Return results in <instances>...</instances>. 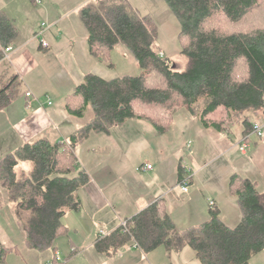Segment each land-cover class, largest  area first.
Returning <instances> with one entry per match:
<instances>
[{
  "label": "trees",
  "instance_id": "16d2710c",
  "mask_svg": "<svg viewBox=\"0 0 264 264\" xmlns=\"http://www.w3.org/2000/svg\"><path fill=\"white\" fill-rule=\"evenodd\" d=\"M163 1L180 24V53L186 57L182 69L155 49L154 19L129 11L126 0H94L79 9L89 53L108 59L109 52L122 43L141 71L110 79L86 74L67 95L65 109L81 116L90 106L93 118L69 136L68 144L38 138L0 157V186L26 212L21 224L27 247L51 248L63 232L64 213L78 209L76 193L89 178L83 169L71 175L77 167L73 148L92 131L108 133L111 126L137 117L163 133L179 107L217 131L228 130L245 112L264 116V0ZM15 36L11 19L0 14V58ZM16 79L13 76L0 88V109L22 94ZM242 123L245 134L252 124L249 115L242 117ZM20 160L31 161L32 167L18 177ZM228 189L241 212L235 226L225 224L218 207L212 206L206 220L179 230L157 200L129 218L126 228L98 237L95 248L108 252L136 243L145 251L159 246L178 251L187 245L202 264H251L252 255L264 250V192L237 174ZM1 200L0 194V204ZM11 248L0 242V264Z\"/></svg>",
  "mask_w": 264,
  "mask_h": 264
},
{
  "label": "crops",
  "instance_id": "0c3cea01",
  "mask_svg": "<svg viewBox=\"0 0 264 264\" xmlns=\"http://www.w3.org/2000/svg\"><path fill=\"white\" fill-rule=\"evenodd\" d=\"M91 1L94 0H41L40 3H34L31 0H0V14H6L16 30L15 38L7 45L11 46V49L7 52L2 49L0 88L16 76V82L22 85L20 96H23V99H17L20 97L18 96L8 106L0 109V115L3 117L0 132L8 133L5 134V139L0 142V145L12 148L9 151L24 142H31L38 138H47L51 142L63 141L64 144H68L69 136L81 127L76 126L65 135L60 134L59 126L52 118L57 116L58 112L52 107L51 95L58 94L60 98L64 96L62 104L65 108L67 95L71 94L77 84L83 81L86 74L95 73L92 68L96 63L94 58L97 59V57L89 53L87 30L79 16V9ZM126 1L132 12L141 16L151 14L146 8L147 5L143 3L146 2L145 0H140L141 5L147 9L148 13L145 14H140L130 1ZM165 5L159 3V9L153 14L160 23L170 20L173 15ZM71 16L73 17L70 18ZM45 20L48 22L47 26L43 23ZM39 21L41 23L37 27ZM39 37L40 40H38ZM41 39H44L46 46L41 45ZM120 44L109 52L107 60L110 59L111 52ZM161 52L164 53L162 50ZM176 54L177 52L173 51L171 56ZM32 72L33 77H31ZM54 78L59 81L53 84ZM42 79L45 81L41 82ZM40 82L43 83L42 88L39 87ZM28 91L32 94L31 96L25 95ZM29 101H31L30 104ZM180 108L186 109L190 115L197 117L186 107H179L173 112L171 125ZM244 115L257 118L245 112L235 121L242 123ZM261 117L264 116L261 115ZM171 125L163 133H159L153 125L152 127L159 135H165L172 131ZM231 125L228 130L218 132L233 131ZM113 126L108 133H105L106 135H111ZM209 128L212 127H205V129ZM52 129L61 137L49 138ZM243 131L244 126L241 134ZM52 136L55 137L53 134ZM89 136L90 133L85 139ZM162 141L163 139L159 138L155 143L161 146ZM246 152L247 149L242 153ZM164 155L165 153L160 151L156 160L132 162L130 165L127 162H114L110 167H100L99 171L95 169L98 162H86L83 170L89 180L76 193L79 198V207L64 213L61 218L62 234L54 240L51 248L43 251L26 246L25 230L20 221V217L25 218L26 212L23 211L24 214H22L18 204L10 201L6 189L0 186L3 189L0 190L2 196L0 208L4 206V201L13 203L15 212L18 208L17 214L21 213V216L16 219V222L22 232L21 245H17L7 243L11 237L1 229L3 233L0 234L2 241L0 242L6 247H12L5 257L4 264H11L8 263V259L12 257V254L20 256L22 264H201L194 251L187 245L178 251H168L163 246L145 251L136 243H126L117 248H111L108 252H99L95 248L97 238L101 235L100 230H104L105 235L99 238L108 235L120 228L121 222L127 221L157 200H160L162 209L170 215L179 230L196 226L209 217L208 200H213V206H217L221 213L217 200L218 181L214 180L213 176L212 178L209 176V180L207 177H198L199 186H195L197 182H194V176L205 168L204 165H199L195 158L192 159L193 162H179L176 156H172L171 160L166 162L167 158ZM146 164H151L152 167L145 168ZM192 164H196L195 170ZM183 179H189L186 190L181 188ZM254 183L257 187V183ZM170 197H178L179 201H172ZM21 251H24L25 256ZM250 263L264 264L254 263L251 260Z\"/></svg>",
  "mask_w": 264,
  "mask_h": 264
},
{
  "label": "rangeland",
  "instance_id": "374dc122",
  "mask_svg": "<svg viewBox=\"0 0 264 264\" xmlns=\"http://www.w3.org/2000/svg\"><path fill=\"white\" fill-rule=\"evenodd\" d=\"M128 1L140 11V14L148 13L146 12V8H148L151 13L149 15L154 19L157 26L155 49L160 51L165 57L171 58L176 64V69L184 68L186 57L180 53L183 40L179 37V21L172 15L170 20L160 23L156 15H153L159 9V3L165 5L164 1L145 0L146 2L143 3L147 5L146 8L141 5L140 0ZM127 8L132 11L129 6ZM40 23L41 21L38 22L37 27L40 26ZM43 23L45 26L48 25L46 20ZM40 37L38 40H40ZM173 51H176L177 54L171 56ZM94 60L96 63L92 68L93 71L106 79L122 75H138L141 71L132 53L124 44L118 45L111 52L109 60L103 58H94ZM31 77H33V72ZM43 81L45 80L42 79L41 82ZM57 81L59 80L54 78L53 84ZM41 82L39 83L40 88L43 87ZM63 97L60 98L58 94L51 95L52 107L58 112L57 116H51L59 126L58 131H60V134L65 135L76 126H82L90 121L93 118V111L90 106H87L81 116L70 114L62 104ZM21 98L23 99V96L17 99ZM250 119L258 120L261 123L264 122L261 116L257 118L251 116ZM2 121L3 117L0 115V124ZM232 126L233 131L228 133L218 132L213 128L205 129L199 118L193 117L186 109L180 108L177 110L171 125L172 131L165 135H159L148 121L130 117L121 126H113L114 129L111 131V135H106L103 132H91L87 139L78 143L73 148L77 167L71 175H75L79 169H83V165L86 162H98L95 169L99 171L100 167H110L114 162H127L130 165L132 162L153 161L159 157L158 152L160 151L165 153L166 162H169L172 156H176L179 162L184 163L193 162L192 159L195 158V161L200 163L199 165H204L205 167L194 176V182H197L195 186H199L198 177H207V180H209V176L211 178L213 176V179L218 181L219 188L217 190L219 194L217 200L218 206L221 208L220 216L227 225L229 224L232 227L241 219V212L236 203V197L228 192L232 175L237 174L239 177L249 178L257 183L259 191L264 192V127H262L263 136L260 138L251 136L247 140V152L242 153L239 149V142L243 136V133L241 134L243 124L234 120ZM5 134L8 133L5 132ZM5 134L0 132V142L5 139ZM58 136L61 137L57 131L52 129L51 135L48 137L55 139ZM159 138L163 139L161 146L155 143ZM10 147L12 146L10 145ZM11 149L0 145V157ZM194 165L196 164H192V167L195 170L196 166ZM31 167V161L20 160L16 166L17 176L27 175ZM188 181L189 179H187ZM0 190L3 189L0 187ZM170 198L172 201H179L178 197ZM11 204L4 201V206L0 208V234L3 233L1 231L3 229L11 237L7 243L21 245L20 237L22 232L16 222L21 213L17 214L18 208H16L17 212H15L12 207L15 205ZM20 212L24 214L23 211ZM21 220L22 218L20 217ZM21 252L25 256L24 251ZM30 259L31 257L29 256V261ZM250 260L254 263H264V250L252 255ZM8 263L22 264V261L20 256L12 254V257L8 259Z\"/></svg>",
  "mask_w": 264,
  "mask_h": 264
},
{
  "label": "built area",
  "instance_id": "2783aa9c",
  "mask_svg": "<svg viewBox=\"0 0 264 264\" xmlns=\"http://www.w3.org/2000/svg\"><path fill=\"white\" fill-rule=\"evenodd\" d=\"M34 3H40L41 0H32ZM41 45L42 46H46V42L44 41V39H41ZM11 49V46H6L4 48V52H7ZM26 96H31L32 94L28 91L25 93ZM36 99V98H35ZM29 104L31 103V101L28 102ZM50 103V101L48 102ZM264 120V119H263ZM262 127H264V122L261 123L259 121H254L252 122L249 130L247 131V133H243V136H242V140L239 142V149L244 152L246 150V147H247V140L251 137V136H255V137H262L263 136V130H262ZM145 168H151V164H146L144 166ZM181 188L183 190H186L187 189V180L186 179H183V182H181ZM209 202V206L212 207L214 205V201L213 200H208ZM121 226H123L124 228H126V221L124 222H121ZM105 231L104 230H100V234L101 235H105L104 234ZM100 235V236H101ZM99 236V237H100ZM50 264H53V263H50Z\"/></svg>",
  "mask_w": 264,
  "mask_h": 264
},
{
  "label": "water",
  "instance_id": "95a60500",
  "mask_svg": "<svg viewBox=\"0 0 264 264\" xmlns=\"http://www.w3.org/2000/svg\"><path fill=\"white\" fill-rule=\"evenodd\" d=\"M175 66V64H173V67Z\"/></svg>",
  "mask_w": 264,
  "mask_h": 264
}]
</instances>
